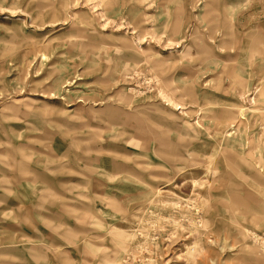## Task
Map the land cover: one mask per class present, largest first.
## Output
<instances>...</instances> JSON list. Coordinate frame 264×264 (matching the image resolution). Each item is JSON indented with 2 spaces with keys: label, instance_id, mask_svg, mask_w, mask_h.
Segmentation results:
<instances>
[{
  "label": "rangeland",
  "instance_id": "obj_1",
  "mask_svg": "<svg viewBox=\"0 0 264 264\" xmlns=\"http://www.w3.org/2000/svg\"><path fill=\"white\" fill-rule=\"evenodd\" d=\"M0 264H264V0H0Z\"/></svg>",
  "mask_w": 264,
  "mask_h": 264
}]
</instances>
